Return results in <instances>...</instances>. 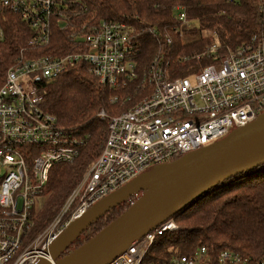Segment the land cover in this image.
<instances>
[{
	"label": "built area",
	"instance_id": "1",
	"mask_svg": "<svg viewBox=\"0 0 264 264\" xmlns=\"http://www.w3.org/2000/svg\"><path fill=\"white\" fill-rule=\"evenodd\" d=\"M259 10L264 21V0H259ZM87 12L82 4L71 11L62 0H0V39L5 35L4 23L14 16L30 27V47L48 48L57 29L69 37L73 48L35 58L21 51L0 86V264H37L49 257L52 243L103 198L154 167L224 139L264 113V29L248 44L224 55L216 32L202 31L198 37L209 43L199 54L177 56L189 72L177 77L162 50L148 67L140 64L141 44L134 27L93 17L80 24L74 20ZM176 21L180 41L187 43L188 34L199 26L184 10ZM147 31L158 38L155 28ZM165 41L171 49L172 38L166 35ZM202 61L211 63L197 68ZM79 64L86 65L100 85L115 91L113 105L132 102V95L120 94L133 84L146 95L119 114L98 111L97 117L107 121L101 154L54 220L35 235L36 209L42 208L52 169L74 164L80 156V142L44 111L40 85L56 81ZM140 94L135 90L134 97ZM177 230L169 219L109 264H146L159 237ZM151 264L255 263L230 249L213 255L201 246L189 255L175 253Z\"/></svg>",
	"mask_w": 264,
	"mask_h": 264
},
{
	"label": "trees",
	"instance_id": "2",
	"mask_svg": "<svg viewBox=\"0 0 264 264\" xmlns=\"http://www.w3.org/2000/svg\"><path fill=\"white\" fill-rule=\"evenodd\" d=\"M62 1L68 4L71 11L77 9L79 4L87 7V13L73 17L79 24L93 17L99 21H118L131 25L139 33L140 64L148 67L154 56L162 50L166 58H170L172 73L177 77L189 74L188 66L179 64L177 56L199 54L209 43V40L198 37L202 31L216 32L222 45L220 54L224 55L228 50L248 44L253 36L259 35L264 29L259 0ZM180 10H184L189 19L199 26V29L188 34L187 43L180 41V33L177 32L180 23L176 21V15ZM3 28L5 35L0 39V86L8 68L21 51L26 57L35 58L73 50L68 44L69 37L57 29H53L52 42L48 48L36 49L28 45L33 37L30 27L18 17H9ZM148 28H155L159 33L158 38L151 36ZM166 35L173 40L171 49L165 46ZM209 63L202 61L195 65L202 68ZM40 89L45 93L44 111L55 116L59 126L80 142V156L74 164H62L52 169L45 189L49 196L46 206L34 220L35 235L48 225V221L101 154L107 136V121L97 117L98 111L104 109L109 116L116 115L146 95L138 84H133L120 94L132 95V102L113 105L110 100L115 91L100 85L84 64L68 69L56 81L42 82ZM135 90L141 93L137 98L134 97ZM139 196H133L109 211L68 250L79 248L97 235L127 211ZM173 219L178 230L159 238L144 263L166 260L175 253L189 255L201 246H206L213 255L230 249L250 258L255 264L264 262V165L224 181Z\"/></svg>",
	"mask_w": 264,
	"mask_h": 264
},
{
	"label": "water",
	"instance_id": "3",
	"mask_svg": "<svg viewBox=\"0 0 264 264\" xmlns=\"http://www.w3.org/2000/svg\"><path fill=\"white\" fill-rule=\"evenodd\" d=\"M261 165L264 113L224 139L161 164L103 198L52 243L47 252L50 259L41 258L37 264H109L214 187ZM133 196L139 198L127 211L82 246L69 251L93 224Z\"/></svg>",
	"mask_w": 264,
	"mask_h": 264
},
{
	"label": "rangeland",
	"instance_id": "4",
	"mask_svg": "<svg viewBox=\"0 0 264 264\" xmlns=\"http://www.w3.org/2000/svg\"><path fill=\"white\" fill-rule=\"evenodd\" d=\"M140 98H138L137 100H139ZM134 102H136V101H134ZM153 169H155V167L154 168H152L151 170H153ZM48 194H47V191L44 193V195H43V201H42V205H41V207L42 208H40V209H36V214H37V216H38V214L39 213H41L43 210H44V208H45V206H46V202H47V200H48ZM65 202V201H64ZM64 204V203H63ZM62 204V205H63ZM62 205L59 207V209L56 211V213L54 214V217L50 220V221H48V223L47 224H49L50 222H52L53 221V219L57 216V214H58V212L60 211V209H61V207H62ZM39 207V206H38ZM74 249V248H73Z\"/></svg>",
	"mask_w": 264,
	"mask_h": 264
},
{
	"label": "bare ground",
	"instance_id": "5",
	"mask_svg": "<svg viewBox=\"0 0 264 264\" xmlns=\"http://www.w3.org/2000/svg\"><path fill=\"white\" fill-rule=\"evenodd\" d=\"M125 23V22H124ZM129 25V24H128ZM131 26V25H130ZM132 27V26H131ZM155 58V57H154ZM154 58L151 60V62H150V64H152V62H153V60H154ZM185 155H187V154H185ZM185 155H183V156H185ZM182 156V157H183ZM156 168V167H155ZM138 199V198H137ZM136 202V201H135ZM133 205V204H132ZM171 219H173V218H171ZM174 220V219H173ZM153 231V230H152ZM162 236H160L159 238H161ZM69 254V253H68ZM122 255V254H121ZM121 255H119V256H121ZM46 258H48V259H50V257H46ZM40 261V260H39ZM155 262H158V261H155ZM152 263V262H151ZM150 263V264H151Z\"/></svg>",
	"mask_w": 264,
	"mask_h": 264
}]
</instances>
